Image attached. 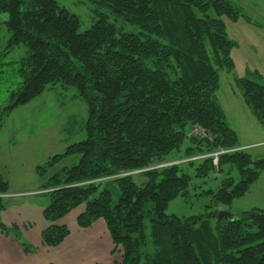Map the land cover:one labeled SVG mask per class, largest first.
Wrapping results in <instances>:
<instances>
[{"label": "trees", "instance_id": "1", "mask_svg": "<svg viewBox=\"0 0 264 264\" xmlns=\"http://www.w3.org/2000/svg\"><path fill=\"white\" fill-rule=\"evenodd\" d=\"M87 1L140 32L122 33L97 12L91 28L79 32L78 18L55 0H0V14L8 17L4 54L27 48L21 85L0 110V130L15 109L57 84L76 88L86 106L85 139L36 167L37 175L45 177L65 158L79 156L74 166L49 176L40 187L49 197L40 246H60L70 230L57 222L84 205L77 228L103 222L111 252L121 250L115 264H264V210L233 219H217V212L166 214L171 201L188 195L190 176L180 174L178 165L164 166L186 139L190 146L181 160L200 161L198 177L223 168L239 176L209 192L211 206H230L264 170V159L253 160L241 149L215 98L219 70L234 68V43L222 18L238 21L239 9L229 0ZM235 85L264 128V86L244 78ZM196 127L204 137L189 134ZM219 151L227 152L215 164L211 154ZM136 171L145 177L140 185L133 181ZM110 186L118 191L116 199ZM8 194L9 183L0 173V212ZM145 220L152 253L145 250Z\"/></svg>", "mask_w": 264, "mask_h": 264}, {"label": "rangeland", "instance_id": "2", "mask_svg": "<svg viewBox=\"0 0 264 264\" xmlns=\"http://www.w3.org/2000/svg\"><path fill=\"white\" fill-rule=\"evenodd\" d=\"M55 1L78 18L79 32L91 28L98 19L96 12L104 15L122 33L140 32L136 26L123 22L109 9L99 8L87 0ZM229 1L241 14L238 21L222 18L227 37L234 43L231 52L234 68L231 71L219 70L220 86L215 98L227 124L237 135L241 149L250 154L253 160L264 159V128L244 104L241 92L235 85L237 79L244 78L264 86V0ZM7 19L6 14H0V110L10 104L12 92L20 87L22 80L19 69L27 57V48L22 45L4 54L9 38L5 26ZM86 118V106L76 88H63L59 84L48 87L36 99L4 118L0 130V173L10 182L11 196L8 194L4 197V210L0 212V264H115L120 261L121 250L117 248L111 252L113 245L107 232L101 240H96L91 234L94 230L76 231V217L84 205L57 222L66 225L72 232L64 244L56 248L40 246L41 231L48 225L42 218V211L49 203V197L40 191V187L49 176L62 168L74 166L79 156L65 158L51 168L45 177L37 175L36 167L44 165L48 158L61 154L68 145L84 140ZM189 134L202 136L197 128ZM188 146L190 143L186 139L180 152H174L167 158L171 162L169 165L179 166L180 174L190 176L187 197L171 201L166 209L167 215L197 217L217 212L216 218L219 213L237 217L253 209L264 210V170L250 190L230 206H211L212 195L209 192L214 193L222 180L229 177L237 182L239 176L235 170L223 168L220 172H210L207 177H198L200 161L190 159L195 160L190 165L189 160H181ZM133 181L140 185L145 182V177L134 173ZM109 188L116 199L117 189L114 186ZM149 208L151 203L146 207ZM216 218L211 219L212 224ZM144 225L147 240L145 250L152 253L148 220Z\"/></svg>", "mask_w": 264, "mask_h": 264}, {"label": "crops", "instance_id": "3", "mask_svg": "<svg viewBox=\"0 0 264 264\" xmlns=\"http://www.w3.org/2000/svg\"><path fill=\"white\" fill-rule=\"evenodd\" d=\"M2 175V174H1ZM5 179V178H4ZM6 180V179H5ZM8 183H9V185H10V182H9V180H6ZM10 196H11V194H9ZM83 210H84V207H83ZM83 210H81L79 213H78V215L83 211ZM77 215V216H78ZM92 228H96V229H92ZM70 230V229H69ZM89 230H94V231H92L91 232V234H92V236L96 239V240H101V238L104 236L103 234L106 232L105 231V229H104V224L101 222V221H97L96 223H94L92 226H91V228H89V229H86V230H79L78 228H77V226H76V231L77 232H87V231H89ZM78 234H80V233H78ZM72 236V232H71V230H70V235L68 236V237H71ZM67 237V238H68ZM67 238L65 239V241L62 243V244H64L65 242H66V240H67ZM61 244V245H62ZM60 245V246H61ZM59 247V246H58Z\"/></svg>", "mask_w": 264, "mask_h": 264}, {"label": "built area", "instance_id": "4", "mask_svg": "<svg viewBox=\"0 0 264 264\" xmlns=\"http://www.w3.org/2000/svg\"><path fill=\"white\" fill-rule=\"evenodd\" d=\"M197 129H199V130L201 131V135H202V137H204V134H205L204 130L201 129V128H197ZM221 153H224V151H220V152H218V153H213V154H211V156L214 157L213 162H214L215 164H216V162H217V156H218L219 154H221Z\"/></svg>", "mask_w": 264, "mask_h": 264}, {"label": "water", "instance_id": "5", "mask_svg": "<svg viewBox=\"0 0 264 264\" xmlns=\"http://www.w3.org/2000/svg\"><path fill=\"white\" fill-rule=\"evenodd\" d=\"M228 218V219H233L234 217H232L231 215L227 214V213H219L217 216V219H222V218Z\"/></svg>", "mask_w": 264, "mask_h": 264}]
</instances>
